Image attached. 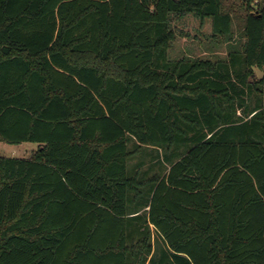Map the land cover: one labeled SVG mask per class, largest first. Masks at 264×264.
Returning <instances> with one entry per match:
<instances>
[{
    "label": "trees",
    "instance_id": "trees-1",
    "mask_svg": "<svg viewBox=\"0 0 264 264\" xmlns=\"http://www.w3.org/2000/svg\"><path fill=\"white\" fill-rule=\"evenodd\" d=\"M185 15L224 58H168ZM255 69L264 0H0V142L37 144L0 156V264H264Z\"/></svg>",
    "mask_w": 264,
    "mask_h": 264
},
{
    "label": "rangeland",
    "instance_id": "rangeland-1",
    "mask_svg": "<svg viewBox=\"0 0 264 264\" xmlns=\"http://www.w3.org/2000/svg\"><path fill=\"white\" fill-rule=\"evenodd\" d=\"M172 27L182 32L172 44L168 51L169 59L187 57H202L206 59H220L226 56V48L220 37L212 36L211 19L201 20L193 15H185L172 20ZM240 31L237 32V34ZM264 72L255 69L254 77L261 78ZM36 143L24 142L22 144H8L0 142V156L26 158ZM144 166L143 168H146ZM151 237L154 240H161L159 234L151 227Z\"/></svg>",
    "mask_w": 264,
    "mask_h": 264
},
{
    "label": "crops",
    "instance_id": "crops-1",
    "mask_svg": "<svg viewBox=\"0 0 264 264\" xmlns=\"http://www.w3.org/2000/svg\"><path fill=\"white\" fill-rule=\"evenodd\" d=\"M21 144H22V143H21ZM36 148H37V146H36ZM36 148H35V149H36ZM35 149H32V151L35 150ZM32 151H31V152H32ZM31 152H30V153H31Z\"/></svg>",
    "mask_w": 264,
    "mask_h": 264
}]
</instances>
